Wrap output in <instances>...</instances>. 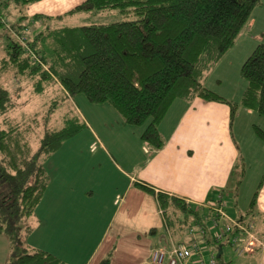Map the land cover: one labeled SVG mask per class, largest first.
<instances>
[{
  "label": "trees",
  "instance_id": "16d2710c",
  "mask_svg": "<svg viewBox=\"0 0 264 264\" xmlns=\"http://www.w3.org/2000/svg\"><path fill=\"white\" fill-rule=\"evenodd\" d=\"M39 1L0 0V47L5 52L0 57V233L9 238V264H69L29 244L33 228L27 220L35 215L50 183L43 159L73 136L81 123L76 124L78 119L66 114L62 127H46L36 135V118L10 115L17 101L2 83L4 73L11 71L19 81L28 80L37 95L43 96L56 86L65 96L82 94L90 103L110 104L127 125L144 127L140 139L153 153L165 145L159 125L178 98L191 102L198 96L227 103L232 120L240 106L264 116V42L241 68L247 86L240 103L210 90L204 80L233 47L261 0H83L62 14L30 16L28 7ZM114 10L137 19L89 25L54 22L75 13L93 17ZM47 42L51 45L49 54L43 49ZM49 100L51 107L60 102L58 94ZM44 120L43 125L50 117ZM254 131L264 141V129L254 125ZM235 172L240 176L233 194L238 207L247 174L241 155ZM135 184L155 193L147 184ZM263 185L264 173L249 200L246 215L250 218H240L239 223L258 215ZM156 198L175 237L196 222L206 230V242L215 240L209 227L203 225L201 208L163 191L156 192ZM226 206L223 198L211 205L214 217L219 220L222 216H217L216 208L225 212ZM227 225L231 229L223 239L232 245L237 226L220 222L217 228L212 226L216 231ZM110 263L108 255L98 264Z\"/></svg>",
  "mask_w": 264,
  "mask_h": 264
},
{
  "label": "crops",
  "instance_id": "0c3cea01",
  "mask_svg": "<svg viewBox=\"0 0 264 264\" xmlns=\"http://www.w3.org/2000/svg\"><path fill=\"white\" fill-rule=\"evenodd\" d=\"M82 1L41 0L32 3L27 11L30 16L37 13L58 15ZM261 42H264V0L254 9L233 47L213 68L205 86L227 100L241 102L247 86L240 76L241 68ZM109 112L115 113L112 110ZM252 113L241 106L232 120L231 107L227 103L207 101L198 96L191 102L178 98L159 125L166 142L155 153L140 139L142 130L127 126L122 116L115 114L118 122L116 135L113 132L110 135L98 132L97 135L93 130L89 145L93 155L98 153L99 143L102 147L108 146L104 153L109 158L112 159L113 154L118 156L122 162V165H116L119 187L113 186L112 193L105 194L103 205L78 204L74 190L80 181L76 182L74 177L86 178L83 175L86 170H74L73 176L72 168L54 160L49 186L31 219L32 228H44L45 232L52 229L58 240L51 243L44 241L40 245L34 241L29 244L40 246L36 248L48 250L69 264H98L108 255H111L110 264H159L154 261L153 253L162 248L167 256L161 264H168L173 241L190 244L194 235L201 242L205 240L198 232L191 234L190 229L178 235L177 239L171 234L156 198L158 191L179 196L195 209L201 208L203 221L207 223L211 220V229L215 218L211 205L218 204L222 198L227 206L226 215L219 219L220 225L233 224L240 218L249 219L246 215L249 201L246 200V206H242L239 197L237 213L232 207L236 206L233 194L240 178L235 172V164L241 155L235 127L241 131L244 115ZM251 144L258 149L259 155H264L263 140L260 139L257 145ZM136 182L149 185L155 193L139 188ZM87 189L83 192L96 195L93 189ZM88 199L85 198L86 202ZM257 209L258 215L250 220L255 223L257 235L264 238V185ZM97 216L102 217L105 224L95 233L91 220ZM197 227L200 228L199 225ZM31 237L30 234L29 242ZM233 251L227 243L218 246V251L208 252V247L204 246L201 254L194 255L191 264H201V260L207 261L212 254L216 255L218 264H264V248L259 247L241 256ZM9 257V238L0 233V264H6Z\"/></svg>",
  "mask_w": 264,
  "mask_h": 264
},
{
  "label": "rangeland",
  "instance_id": "374dc122",
  "mask_svg": "<svg viewBox=\"0 0 264 264\" xmlns=\"http://www.w3.org/2000/svg\"><path fill=\"white\" fill-rule=\"evenodd\" d=\"M100 14L102 15H96L92 17L84 13L83 14L75 13L73 15H68L66 17H63V19L60 21L58 19L55 20L54 22L63 23L62 25H80V24L89 25L92 23L127 21V20L137 19L136 15L130 14L127 16L118 10L106 11ZM5 20L8 24H11L10 23L11 21H9L10 18H7ZM1 45H4V43H2ZM43 49H45V51L49 54L51 45L48 44L47 42L46 44L43 45ZM4 54H5L4 50L0 47V57L3 56ZM208 78L209 76H207V78L204 79L205 83ZM245 82L247 83L246 80ZM2 83L5 86L9 87L12 96L17 101V105L14 108V110L10 112V115L16 117L17 119H24V120H27L28 118H34V119L36 118L37 119V125H36L37 130H35L36 135H41L42 131L46 127L47 128L62 127L64 124L63 122L64 116L66 114H69L72 117L75 116V118L78 119L79 122H77L76 124L81 123V126L77 127V132L73 136L67 137L60 145V147L57 149L58 151L56 150L52 153V155L53 154L55 155L54 156L51 155L50 157L43 159V162L45 164L49 176L52 172V162H54V160H57L56 163L58 164L61 163L72 168L71 172L73 176H75L74 170H81V171L86 170L85 174H83L84 176H86V178H83V176L78 178L74 177V180H76V182L80 181V183H78V186L76 187V190H74L77 193L75 199L78 201H76V203L84 204V206L86 205L92 207H94V204H97L98 206L103 205V203H105L103 202V198L105 194L107 192L111 194L113 186L119 187V171L117 170L116 165L117 163H121L122 165V162L119 160L118 156L116 157L114 154L112 159L109 158L104 153L105 151L104 149H107L106 147L108 146L102 147V145L99 143H97L99 151L97 154L93 155L89 143L93 138L92 136L93 130L96 131L95 133H97V135L98 132L99 134L106 133L109 135L113 132V134L116 135L115 130H117L118 128V126L116 125L118 122L115 117V114H119L117 110L114 109V107H112L108 103H105L107 105L90 103L86 99V97L82 94L77 96H65L63 95V92L60 89H58L56 86L48 91L47 93L48 95L47 94L43 96L37 95L32 91V85L28 80L19 81L11 71H8L7 73L3 74ZM55 94H58L60 102L56 103L54 107H51V101L49 99L53 98ZM231 101L236 102L233 99ZM109 110H112V112L115 113L111 114ZM47 116L50 117V120L46 121L45 125H43L45 121L44 119ZM243 120H244V125H243L244 127H242L241 130L243 132H241L240 130L237 131L236 127H235V131L238 132V134L236 135H238L239 144H241L240 145L241 158L246 163V167H247V174L245 175L246 176L245 181H243V184L241 185L240 188L241 205L246 206V200L247 201L250 200V197L252 196L254 190L257 187L259 180L261 179L264 173V155H259L258 149H256L251 144V143H255L257 145L259 143L260 138L257 136V134L254 131V125H258L259 127L264 129V116H261L253 111L252 114H245ZM89 126H92V128H89ZM133 127L138 128V130H143L144 128L141 126H137V127L133 126ZM37 147H38V143L36 148ZM112 151L115 153V150ZM255 151L258 154V156H256ZM50 180H51V176H50ZM86 189L87 190L93 189L92 191H95L96 195L92 196V192L89 194L84 193L83 191H85ZM85 198H90V200L88 199L86 202ZM232 209H235L237 213L238 210L237 206L233 205ZM91 221L93 227L92 229L95 233L99 232V228L105 224V220H103V218L100 216H97V218L93 217ZM27 222L30 223V225L32 226L31 218H29ZM203 225L209 227L207 230L210 231L211 220H209L207 223L206 222L203 223ZM190 226L193 227L194 233L199 232L196 222H194ZM190 226H188L185 231L189 230ZM201 226L202 224L200 225V227ZM211 230L213 231V233H215L214 228H212ZM30 234L32 235L30 242L28 241L30 244L33 241H34L33 243H37L40 245L44 241H48L49 243H51V241L58 240V237L55 235L52 229H48V231L45 232L44 228L39 229V227H37V228H33ZM169 241H171L170 237H169ZM218 244L226 245L224 239L219 242H216L214 240L211 241L210 243L206 241L200 243L201 247L204 246L208 247V252L212 250L218 251V246H220ZM36 247H40V246H36ZM9 250H10V242H9ZM231 253L232 252L227 254V258L228 256L231 255ZM80 257L82 258L83 254H81ZM209 258L210 257H207V262ZM9 260L10 257L7 259L6 264H9Z\"/></svg>",
  "mask_w": 264,
  "mask_h": 264
},
{
  "label": "built area",
  "instance_id": "2783aa9c",
  "mask_svg": "<svg viewBox=\"0 0 264 264\" xmlns=\"http://www.w3.org/2000/svg\"><path fill=\"white\" fill-rule=\"evenodd\" d=\"M217 216H225V212L222 208H216ZM213 225L215 228L219 226V220L216 217L214 219ZM233 225L237 226V232L231 237V246L233 247L236 255H243L245 253L254 252L257 248H264V238L257 235L255 232L254 221H249L244 224L235 222ZM200 227V226H199ZM230 226L227 225L226 228L217 229L213 233V238L216 241H221L226 233L230 231ZM206 230L201 226L199 232L201 236L205 234ZM190 233L193 234V229H190ZM171 239V238H170ZM172 241V239H171ZM201 241L194 235L193 240L190 244L186 242H172L169 251L168 264H191L192 258L196 254L202 253V247L200 245ZM167 253L162 248H157L153 253V259L156 263H163L166 259ZM201 264H218L215 254L210 255L208 262L206 260H201Z\"/></svg>",
  "mask_w": 264,
  "mask_h": 264
}]
</instances>
